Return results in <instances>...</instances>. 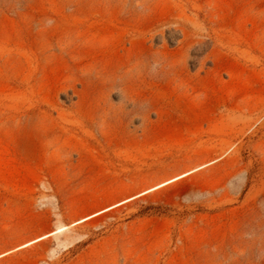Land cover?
Listing matches in <instances>:
<instances>
[{
  "label": "rangeland",
  "instance_id": "obj_1",
  "mask_svg": "<svg viewBox=\"0 0 264 264\" xmlns=\"http://www.w3.org/2000/svg\"><path fill=\"white\" fill-rule=\"evenodd\" d=\"M0 264H264V0H0Z\"/></svg>",
  "mask_w": 264,
  "mask_h": 264
},
{
  "label": "bare ground",
  "instance_id": "obj_2",
  "mask_svg": "<svg viewBox=\"0 0 264 264\" xmlns=\"http://www.w3.org/2000/svg\"><path fill=\"white\" fill-rule=\"evenodd\" d=\"M156 188V187H155ZM153 189V188H152Z\"/></svg>",
  "mask_w": 264,
  "mask_h": 264
}]
</instances>
